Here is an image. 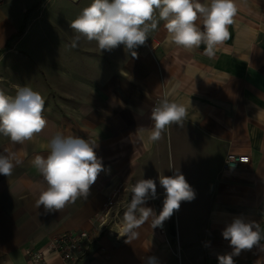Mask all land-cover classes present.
<instances>
[{
	"label": "crops",
	"instance_id": "obj_1",
	"mask_svg": "<svg viewBox=\"0 0 264 264\" xmlns=\"http://www.w3.org/2000/svg\"><path fill=\"white\" fill-rule=\"evenodd\" d=\"M54 1L41 0L40 6ZM9 2L14 0L0 6V90L15 95L18 84L39 92L47 123L24 144L0 136V152L8 149L22 161L10 176L0 175V264H29L27 250H43L50 238L64 233L92 230L113 195L125 207L114 229L118 234L131 186L141 179L156 182L157 198L145 206L158 214L165 197L159 176H172L175 169L196 196L181 202L162 231L152 228L150 219L129 243L126 236H101L75 264H146L150 256L159 264H219V255L232 252L222 231L236 217L258 223L264 236V0H235L229 38L212 58L203 44L187 50L172 43L164 21L134 49L136 57L123 45L101 51L83 37L73 48L76 34L69 25L92 0H60L66 14L25 18L23 25L4 21ZM196 23L203 30L202 19ZM37 25L41 32L47 25L51 33L47 59L39 60L23 43ZM10 43L19 49L8 48ZM162 94L182 104L187 115L183 126L170 125L151 142L153 100ZM56 133L94 143L105 171L87 199L45 212L36 201L47 184L32 160L49 154L47 144ZM229 153L247 156L249 163L225 170ZM233 260L264 264V251L257 245ZM47 264L64 263L49 257Z\"/></svg>",
	"mask_w": 264,
	"mask_h": 264
},
{
	"label": "clouds",
	"instance_id": "obj_2",
	"mask_svg": "<svg viewBox=\"0 0 264 264\" xmlns=\"http://www.w3.org/2000/svg\"><path fill=\"white\" fill-rule=\"evenodd\" d=\"M237 13L235 0H92L70 23L76 34L71 47H77L81 37L96 41L101 51H111L123 45L136 57L134 51L144 45L149 33L164 21V28L170 34L171 42L187 50L205 45V54L212 58L217 48L229 38L228 26ZM158 14V15H157ZM202 19L203 30L197 26ZM15 95L0 90V136L16 144H24L46 127L42 113L45 101L39 92L28 86L14 85ZM186 108L167 98L154 106L151 120L154 122L148 140L156 142L170 125L183 126ZM96 145L78 136L56 133L48 142L49 154L37 155L32 165L43 176L47 188L41 191L36 207L43 206L45 212L61 210L78 198L87 199L91 185L98 175L105 171L102 158L95 151ZM241 162L247 163L246 158ZM15 153L4 149L0 152V175L10 176L21 164ZM234 166V164L232 165ZM159 184L165 197L162 209L157 214L146 207L149 199L157 198V185L153 179H141L131 186V199L123 215V223L117 231L126 236V243L138 236L136 229L151 219L152 228L162 226L182 201H192L196 193L184 175L175 169L172 176H159ZM222 236L229 241L232 252L217 257L219 264H234L233 256L242 250L259 246L264 251L260 225L236 217L227 224ZM146 264H159L158 258L147 257Z\"/></svg>",
	"mask_w": 264,
	"mask_h": 264
},
{
	"label": "built area",
	"instance_id": "obj_3",
	"mask_svg": "<svg viewBox=\"0 0 264 264\" xmlns=\"http://www.w3.org/2000/svg\"><path fill=\"white\" fill-rule=\"evenodd\" d=\"M6 0H0V6ZM77 3L79 0H68ZM162 94L155 97L153 107L157 106L161 100L165 99ZM242 158L247 159V163L241 162ZM249 163V158L244 155L227 154L223 160V169L237 170ZM234 164V166H232ZM123 207L118 206L113 195L106 202L103 210L99 213L94 221L93 228L90 231L64 233L50 238L43 250L31 251L27 250L25 255L29 264H47L49 257H56L64 264H75L80 259L86 257L93 245L98 244L101 236L107 237H124L116 234L114 229L120 225V213ZM158 230L162 231L163 226H158Z\"/></svg>",
	"mask_w": 264,
	"mask_h": 264
},
{
	"label": "rangeland",
	"instance_id": "obj_4",
	"mask_svg": "<svg viewBox=\"0 0 264 264\" xmlns=\"http://www.w3.org/2000/svg\"><path fill=\"white\" fill-rule=\"evenodd\" d=\"M6 1L8 2V0ZM56 1L57 2L54 1V2H49L47 4L42 3V5L40 6L41 0H14V2H9V5L4 8V12H3V15L5 16L4 21L6 23L10 21L12 22V24L17 25L21 20L23 25L25 18L34 19L43 14V17L46 19L51 17L52 13L56 11L61 14H66V12L63 11L62 8L63 7L62 2H58L60 0H56ZM22 6L24 7L22 8ZM39 26L40 25H37L35 26V28L32 29V31L28 34L26 40H24L23 43L27 42L24 46L27 47V44L30 45V50H32V52L34 53L37 52L38 59L42 60L44 58L47 59V57H49L50 55V53L47 50L48 47L46 45L49 42L48 37L50 36L51 33L50 30H48L47 25H45L44 28L46 32H41L38 29ZM23 32H26V29ZM17 41L18 40H16V42ZM7 47L10 49H15L16 51L19 49L18 45L14 48V43H10V45H8Z\"/></svg>",
	"mask_w": 264,
	"mask_h": 264
}]
</instances>
